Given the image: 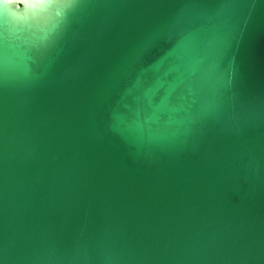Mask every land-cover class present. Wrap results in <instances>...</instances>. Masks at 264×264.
I'll use <instances>...</instances> for the list:
<instances>
[{"label": "water", "instance_id": "water-1", "mask_svg": "<svg viewBox=\"0 0 264 264\" xmlns=\"http://www.w3.org/2000/svg\"><path fill=\"white\" fill-rule=\"evenodd\" d=\"M0 264H264V0H13Z\"/></svg>", "mask_w": 264, "mask_h": 264}, {"label": "clouds", "instance_id": "clouds-1", "mask_svg": "<svg viewBox=\"0 0 264 264\" xmlns=\"http://www.w3.org/2000/svg\"><path fill=\"white\" fill-rule=\"evenodd\" d=\"M25 6L28 5L29 0H24ZM13 0H0V15H6L8 10L12 7Z\"/></svg>", "mask_w": 264, "mask_h": 264}]
</instances>
